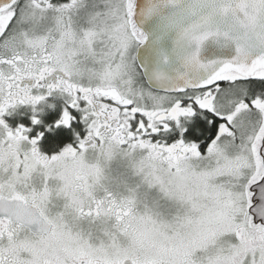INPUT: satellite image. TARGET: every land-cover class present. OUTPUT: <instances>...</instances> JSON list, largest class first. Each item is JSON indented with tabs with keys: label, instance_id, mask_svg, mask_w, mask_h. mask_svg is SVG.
<instances>
[{
	"label": "snow or ice",
	"instance_id": "snow-or-ice-1",
	"mask_svg": "<svg viewBox=\"0 0 264 264\" xmlns=\"http://www.w3.org/2000/svg\"><path fill=\"white\" fill-rule=\"evenodd\" d=\"M0 264H264V0H0Z\"/></svg>",
	"mask_w": 264,
	"mask_h": 264
}]
</instances>
